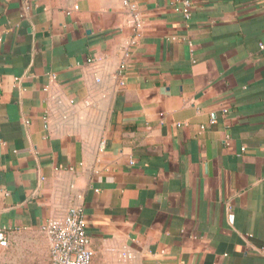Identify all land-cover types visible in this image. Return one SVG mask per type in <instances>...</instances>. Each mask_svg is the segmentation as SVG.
Returning a JSON list of instances; mask_svg holds the SVG:
<instances>
[{
  "label": "crops",
  "instance_id": "1",
  "mask_svg": "<svg viewBox=\"0 0 264 264\" xmlns=\"http://www.w3.org/2000/svg\"><path fill=\"white\" fill-rule=\"evenodd\" d=\"M129 1L0 0V264H264V0Z\"/></svg>",
  "mask_w": 264,
  "mask_h": 264
},
{
  "label": "built area",
  "instance_id": "2",
  "mask_svg": "<svg viewBox=\"0 0 264 264\" xmlns=\"http://www.w3.org/2000/svg\"><path fill=\"white\" fill-rule=\"evenodd\" d=\"M122 4L126 11L133 14L139 27L140 22L135 5L129 0H122ZM175 10L181 13L185 20H189L191 1L182 0L180 7ZM92 61L90 59L88 62ZM43 231L51 242V264H91L93 256L91 241L86 234L84 215L80 207H72L62 217L49 220ZM8 243L7 231L1 228L0 246L7 247ZM123 256L126 257L128 254L123 253Z\"/></svg>",
  "mask_w": 264,
  "mask_h": 264
}]
</instances>
